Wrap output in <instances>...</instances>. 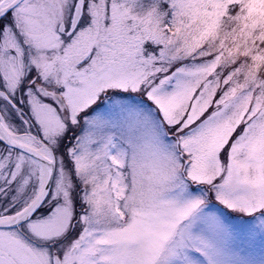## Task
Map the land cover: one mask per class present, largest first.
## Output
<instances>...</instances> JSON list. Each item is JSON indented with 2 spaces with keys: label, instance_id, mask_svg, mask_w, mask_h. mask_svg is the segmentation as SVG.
<instances>
[{
  "label": "snow or ice",
  "instance_id": "snow-or-ice-1",
  "mask_svg": "<svg viewBox=\"0 0 264 264\" xmlns=\"http://www.w3.org/2000/svg\"><path fill=\"white\" fill-rule=\"evenodd\" d=\"M0 264H264V0H0Z\"/></svg>",
  "mask_w": 264,
  "mask_h": 264
}]
</instances>
